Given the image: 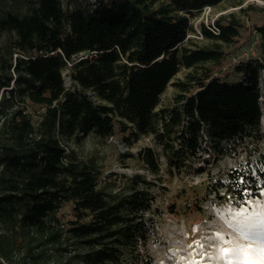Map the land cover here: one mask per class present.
<instances>
[{
  "label": "trees",
  "instance_id": "trees-1",
  "mask_svg": "<svg viewBox=\"0 0 264 264\" xmlns=\"http://www.w3.org/2000/svg\"><path fill=\"white\" fill-rule=\"evenodd\" d=\"M13 1L21 9L0 8V32L12 35L0 50V264H123L139 254L157 186L136 174L113 190L96 155L72 147L90 136L130 145L153 135L178 169L208 146L250 151L260 165L248 159L230 171L226 193L243 201L264 190V21L250 34L256 52L231 67L240 76L231 81L221 43L241 35L235 14L216 22L218 34L203 27L213 47L184 46L192 17L224 0ZM183 67L185 78L173 81ZM170 84L174 101L162 107ZM139 156L159 173L152 148Z\"/></svg>",
  "mask_w": 264,
  "mask_h": 264
},
{
  "label": "rangeland",
  "instance_id": "rangeland-1",
  "mask_svg": "<svg viewBox=\"0 0 264 264\" xmlns=\"http://www.w3.org/2000/svg\"><path fill=\"white\" fill-rule=\"evenodd\" d=\"M250 5L259 8L250 9ZM20 6L18 1L3 0L0 8L18 10L21 9ZM232 14H235L243 25L241 35L233 45L222 43L221 45L222 49L228 52L223 71H229V80L236 81L240 76L231 67L239 58L256 52L258 40H251L250 34L254 30V25H260L264 21V2L224 0L216 7L205 8L192 17L191 29L184 46L190 49L213 47L217 42L204 35L203 27L216 24L223 17L229 18ZM11 38V34L0 32V50ZM188 71L183 67L173 81L184 79ZM65 76L67 86L70 87L68 74ZM261 87L263 93L261 130L264 133V73ZM175 94L176 89L170 84L162 95L160 106L171 105ZM1 95L2 90L0 97ZM72 147H75L83 158L96 155L103 167V182L110 183L109 181L113 180L112 189L115 191L126 190L127 178L136 174L145 175L157 186L156 211L148 216L150 233L146 243L140 241L139 254L124 257L123 264H147L148 261L150 264H181L182 260H187L189 264L194 260L212 264L206 259L205 253L215 255V247L210 245L214 244L217 235L237 239L233 229L229 227L230 223H235V218L228 216L227 210L251 211L258 207V201H264V190H261L258 196L249 195L243 201L235 200L226 193L225 185L228 183L227 175L230 171L240 170L248 159L251 160V165H260L259 159L250 155V151L239 149L234 155L219 154L208 146L210 149L201 153L199 161L187 163L178 169L169 166L162 146L153 135L142 136L130 145L118 138H111L108 142L99 144L90 136L82 146ZM146 148L154 150L160 164L158 174L151 173L140 159V153ZM260 148L264 151V142ZM251 152L255 151L251 149ZM126 153L131 156L120 157V154ZM69 208L66 207L64 211L68 212ZM200 243L204 245L203 248L197 246ZM49 253L57 252L49 250ZM68 255L70 254H66L65 257ZM58 260L62 261L61 257ZM73 264L83 263L74 260Z\"/></svg>",
  "mask_w": 264,
  "mask_h": 264
},
{
  "label": "snow or ice",
  "instance_id": "snow-or-ice-1",
  "mask_svg": "<svg viewBox=\"0 0 264 264\" xmlns=\"http://www.w3.org/2000/svg\"><path fill=\"white\" fill-rule=\"evenodd\" d=\"M257 203L258 207L251 211L227 210V215L235 218V223H230L229 227L237 239L217 235L210 245L215 247V255L205 253L207 260L212 264H264V201ZM197 246L204 247L202 243ZM181 264L189 262L182 260ZM191 264L203 262L194 260Z\"/></svg>",
  "mask_w": 264,
  "mask_h": 264
},
{
  "label": "built area",
  "instance_id": "built-area-1",
  "mask_svg": "<svg viewBox=\"0 0 264 264\" xmlns=\"http://www.w3.org/2000/svg\"><path fill=\"white\" fill-rule=\"evenodd\" d=\"M258 2H264L263 0H257ZM207 28L212 31L214 34H218L219 33V28L216 26L215 23H212L211 25H208ZM255 33L257 34V32L255 31ZM254 53V52H253ZM252 53V54H253ZM249 56V55H246ZM234 61H236V59L234 58Z\"/></svg>",
  "mask_w": 264,
  "mask_h": 264
}]
</instances>
